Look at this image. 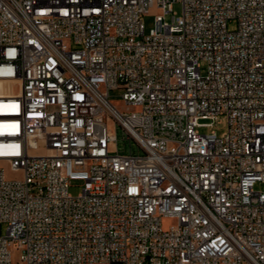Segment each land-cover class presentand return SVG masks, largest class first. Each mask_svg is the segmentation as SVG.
<instances>
[{"label":"built area","instance_id":"1","mask_svg":"<svg viewBox=\"0 0 264 264\" xmlns=\"http://www.w3.org/2000/svg\"><path fill=\"white\" fill-rule=\"evenodd\" d=\"M257 183L264 0H0V264H264Z\"/></svg>","mask_w":264,"mask_h":264},{"label":"rangeland","instance_id":"2","mask_svg":"<svg viewBox=\"0 0 264 264\" xmlns=\"http://www.w3.org/2000/svg\"><path fill=\"white\" fill-rule=\"evenodd\" d=\"M174 12L177 13V15H181L182 13V5L180 3H175L173 5ZM163 14L165 21L171 22V17L173 15L172 12L164 14L162 9L158 8H151L149 12L144 16L143 18V24H144V31L145 34L148 35L150 34L151 30L155 28L156 26V15ZM236 26L235 22H231L229 24V28L232 30ZM203 67V73L205 72V64L202 65ZM16 91H18V87L16 88ZM119 95L120 92L114 91L111 94V98L114 100V104L117 106H122V101L119 100ZM205 122H211V121H205ZM108 126L110 131L114 132L118 136V150L120 151V154H130L131 152H134L136 154L143 153L142 150L138 147V145L134 141H129L124 139V133L120 127L116 129L114 127V124L112 121H108ZM227 128V123L226 120L223 117H220L218 120L214 121L212 126L210 127H203L200 129L202 133L209 134L211 132H216L218 135H222ZM6 177L9 179H14V178H21L22 173H15L10 171L9 169H6ZM83 189V185L81 181H73L71 183V186L69 187V193L72 196H78ZM256 190H263L264 185L257 183L255 185ZM175 223V221L171 217H164L163 218V228L164 229H170L171 226ZM7 230V225L6 224H1L0 225V235H5ZM20 255L21 252L16 249L12 248V261L13 264H18L20 260Z\"/></svg>","mask_w":264,"mask_h":264}]
</instances>
